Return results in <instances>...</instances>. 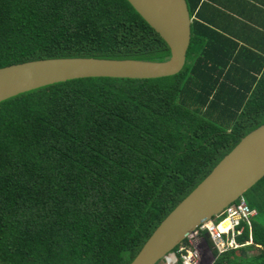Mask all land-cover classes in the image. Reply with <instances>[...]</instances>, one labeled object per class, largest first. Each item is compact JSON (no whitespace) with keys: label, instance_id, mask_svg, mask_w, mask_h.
Returning <instances> with one entry per match:
<instances>
[{"label":"trees","instance_id":"trees-1","mask_svg":"<svg viewBox=\"0 0 264 264\" xmlns=\"http://www.w3.org/2000/svg\"><path fill=\"white\" fill-rule=\"evenodd\" d=\"M185 1L178 73L0 101V264H128L264 123V0ZM53 57L163 61L169 48L127 0H0V67ZM243 195L256 214L236 239L249 243L211 249V264H264V176Z\"/></svg>","mask_w":264,"mask_h":264},{"label":"water","instance_id":"water-1","mask_svg":"<svg viewBox=\"0 0 264 264\" xmlns=\"http://www.w3.org/2000/svg\"><path fill=\"white\" fill-rule=\"evenodd\" d=\"M163 39V61L96 57H53L0 67V101L53 83L86 77L149 79L178 73L190 42L185 0H127ZM264 176V123L250 130L160 221L128 264H156L200 224ZM208 234H204L206 239Z\"/></svg>","mask_w":264,"mask_h":264},{"label":"built area","instance_id":"built-area-1","mask_svg":"<svg viewBox=\"0 0 264 264\" xmlns=\"http://www.w3.org/2000/svg\"><path fill=\"white\" fill-rule=\"evenodd\" d=\"M256 210L245 202L243 196L227 204L220 212L208 221L200 224L192 233L163 257V264H204L201 248L224 252L249 243H239L237 236L241 235L245 226L250 229L251 217ZM217 219V221L215 220ZM204 234H208L205 239ZM210 246H209V244Z\"/></svg>","mask_w":264,"mask_h":264},{"label":"rangeland","instance_id":"rangeland-1","mask_svg":"<svg viewBox=\"0 0 264 264\" xmlns=\"http://www.w3.org/2000/svg\"><path fill=\"white\" fill-rule=\"evenodd\" d=\"M244 197V195H243ZM245 198V197H244ZM217 221V219H215ZM204 248V247H203ZM201 248L202 251V260L204 264H211L213 261V256L212 252L209 250L207 251L206 249ZM254 252V250L250 251L249 253ZM163 258H161L156 264H163Z\"/></svg>","mask_w":264,"mask_h":264}]
</instances>
